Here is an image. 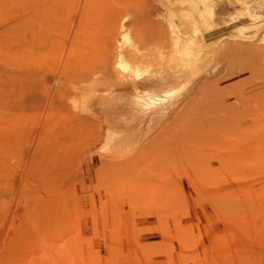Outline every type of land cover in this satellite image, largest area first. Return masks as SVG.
Instances as JSON below:
<instances>
[{"label":"rangeland","instance_id":"obj_1","mask_svg":"<svg viewBox=\"0 0 264 264\" xmlns=\"http://www.w3.org/2000/svg\"><path fill=\"white\" fill-rule=\"evenodd\" d=\"M46 1L42 16L34 0L26 2L30 8L17 0L0 6V30L14 26L0 40V244L8 235L14 241L29 236L23 249L45 241L48 264H264L260 31L248 40L231 38L235 18L225 13L232 10L216 8L211 28L219 32L202 31V48L182 59L194 39L178 37L180 21L158 17V4L147 10L135 0L136 10L132 4L123 10L115 0ZM20 6L29 9L22 14ZM111 11H120L118 35L108 22ZM149 33L166 45L150 43ZM231 42L260 49L235 50L228 60L215 54ZM127 53L133 66L121 72L115 60ZM98 61L108 70L96 69ZM19 70L29 72L24 77ZM84 72L92 76L81 81ZM38 216L49 228L28 235L42 222ZM19 250H0V257L16 254L20 264Z\"/></svg>","mask_w":264,"mask_h":264},{"label":"bare ground","instance_id":"obj_2","mask_svg":"<svg viewBox=\"0 0 264 264\" xmlns=\"http://www.w3.org/2000/svg\"><path fill=\"white\" fill-rule=\"evenodd\" d=\"M4 1V0H3ZM12 1V0H8V1H6V2H4V3H6V4H9L10 2ZM16 1V0H15ZM18 2L20 1L21 2V4H23V5H25L26 4V2H27V4H29L30 3V6H31V4L33 3V2H29V0H17ZM32 1V0H31ZM43 1L44 0H34V2L35 3H33L32 5H38V13L41 15V14H43V13H40V12H42V11H46V10H43V9H39V7H41L42 6V4H43ZM46 1V0H45ZM48 1V0H47ZM46 1V3H48ZM52 1V0H51ZM55 1H58V0H55ZM62 1V0H61ZM89 2V0H85V2ZM105 1V0H104ZM108 0H106V2H107ZM112 2L114 1V0H111ZM115 1H118V4H123V5H125V4H127L128 6H132V5H135V10H136V4L138 3V2H136L135 3V0H115ZM8 2V3H7ZM59 2V1H58ZM110 2V0L107 2V3H109ZM120 2V3H119ZM152 2H153V4L155 3V4H158L160 7H161V12L160 13H158L156 10H155V12H157V14L159 15L158 17H160V18H164V20H165V18H168V19H170V20H179L180 21V31H178V37L179 36H181V35H191L192 36V38L194 39L193 41H194V47L192 48V50L191 51H188V52H185V57H184V55H183V57L184 58H182V59H186V58H192V57H190L191 56V54L192 53H198L199 52V50L202 48V46H203V44H204V35H203V33H202V31H206V32H208V33H211L212 32V34L213 33H218L219 32V29H216V28H211L212 27V25H213V23H215V21H216V19L218 20L219 18H217V13H218V10L216 11L215 9L217 8V9H220V10H224V11H226L227 9H231L232 11L230 12L229 10H227V14L225 13V15L226 16H233V18H235L234 20H232V22H229L230 24H229V28H230V36H231V38H237V39H250V38H252V37H254L256 34H257V32L258 31H260V36H259V38H260V40L262 39V40H264V0H142V3H143V5H144V7H146L145 9H147V7L148 8H157V6H153V4H152ZM174 2H175V4H174ZM176 2L178 3V6H176L177 4H176ZM3 3V2H2ZM59 3H61V2H59ZM62 3H63V1H62ZM65 3V2H64ZM106 3V4H107ZM114 3V2H113ZM112 3V4H113ZM117 3V2H116ZM141 3V2H140ZM5 4V5H6ZM26 4V6H28ZM50 4V3H49ZM54 3H52L51 5H53ZM55 4H57V2L55 3ZM54 4V5H55ZM132 4V5H131ZM2 5V4H1ZM0 5V6H1ZM4 4H3V6H1V7H4L5 6ZM20 5V4H19ZM45 5V4H44ZM65 5V4H64ZM85 5H86V3H85ZM84 5V7L86 8V6ZM108 5V4H107ZM123 5H122V9L123 8H127V5H125L124 7H123ZM137 5H139V3L137 4ZM142 5V6H143ZM30 6H28L29 8H30ZM111 6V5H110ZM109 6V7H110ZM113 6H114V4H113ZM115 6H116V4H115ZM120 6V5H119ZM140 6H141V4H140ZM141 6V8H143ZM174 6H176V7H174ZM0 7V8H1ZM6 7H8L7 5H6ZM20 7H23V6H20ZM35 7V6H34ZM49 7V6H48ZM47 6H45V8H48ZM55 7V6H54ZM66 6H64V8H65ZM83 7V8H84ZM121 7V6H120ZM134 6H132L131 8H133ZM23 8H25V6L23 7ZM23 8H21V9H23ZM29 8H25V9H23V11L21 10H19L20 12H22V14H23V12H24V10H26V9H29ZM58 8H60V7H58ZM107 8V7H106ZM129 8V7H128ZM127 8V9H128ZM130 8V9H131ZM3 9V8H2ZM36 9H37V7H36ZM51 9H52V7H51ZM67 9V8H66ZM126 9V10H127ZM138 10L137 11H139L140 9L139 8H137ZM158 9V8H157ZM54 10V9H53ZM58 10V9H57ZM61 10H62V6H61ZM81 10V9H80ZM83 10V9H82ZM87 10V9H86ZM121 10V9H120ZM124 10V9H123ZM122 10V11H123ZM133 10V9H132ZM147 10H149V9H147ZM220 10H219V14H220ZM29 11V10H28ZM84 11V10H83ZM116 11V10H115ZM142 11H143V9H142ZM151 11L152 10H150V13L149 14H151ZM154 11V10H153ZM224 11H223V13H224ZM229 11V12H228ZM19 12V13H20ZM31 12V11H30ZM36 12V11H35ZM48 12V10L46 11V13ZM54 12H55V10H54ZM63 12H64V10H63ZM85 12V11H84ZM87 12V11H86ZM112 12V11H111ZM120 12V11H119ZM119 12H118V14H119ZM128 12V11H127ZM149 11H147V13H148ZM19 13L17 14V15H19ZM28 12H26V14H27ZM83 13V12H82ZM113 13V12H112ZM111 13V14H112ZM116 13V12H115ZM115 13H113L112 15H111V17H110V20H109V17H107V20H109L108 22L110 23L111 22V26H114V28L113 27H111L110 25H108V27L110 26L111 28H113V29H115V31H114V34H117V32H119L120 31V29L122 28V24H121V22H119L121 19H120V14L118 15L117 13L115 14ZM123 13V12H122ZM124 13H126V12H124ZM144 13V12H143ZM146 13V12H145ZM146 13V14H147ZM3 14H4V9H3ZM3 14L1 15V17H3ZM10 14V13H9ZM8 14V15H9ZM22 14L20 13V15L22 16ZM48 14V13H47ZM51 14V13H50ZM50 14H49V17H50ZM80 14V13H79ZM86 13H84V15H85ZM106 14H107V12H106ZM110 14V13H109ZM155 14V13H154ZM157 14H156V16H157ZM11 15V14H10ZM16 15V16H17ZM32 16H37V15H35V14H31ZM40 15H38L39 17H40ZM44 15H45V12H44ZM56 15H58V14H55L54 16L56 17ZM80 15H82V14H80ZM96 15V14H95ZM131 15V14H130ZM222 15H224V14H221V15H218V16H222ZM224 15V16H225ZM24 16H25V14H24ZM28 16H29V14H28ZM42 16V15H41ZM83 16V15H82ZM108 16H110V15H108ZM144 16H145V14H144ZM143 16V17H144ZM148 16H151L152 17V15H148ZM154 16V15H153ZM18 17V16H17ZM20 17V16H19ZM19 17H18V20H19ZM55 17H54V19H55ZM58 17V16H57ZM57 17H56V19L55 20H57ZM81 17V16H80ZM79 17V18H80ZM93 17V16H92ZM97 17H99V16H97ZM104 17V16H103ZM147 17V16H146ZM6 18V17H5ZM30 18V17H29ZM34 18V17H33ZM48 18V17H47ZM86 18V17H85ZM101 18V17H100ZM106 18V17H105ZM1 19H3V18H0V20ZM8 19V18H7ZM7 19H6V21H7ZM31 19V18H30ZM39 19V18H38ZM53 19V18H52ZM99 19V18H98ZM124 19V17L122 18V20ZM139 19V18H138ZM156 19V18H155ZM4 20V19H3ZM3 20H1L2 22H3V24H4V22H5V20L3 21ZM21 20V19H20ZM34 20V19H33ZM32 20V21H33ZM37 20V19H36ZM46 20V19H45ZM60 20H62V19H58V21H60ZM125 20V19H124ZM123 20V21H124ZM143 20V19H142ZM151 20H153V19H151ZM167 20V19H166ZM23 21H24V19H23ZM22 21V22H23ZM31 21V20H30ZM41 21V20H40ZM39 21V22H40ZM48 21V20H47ZM10 22V21H9ZM21 22V21H20ZM46 22V21H45ZM50 22V21H49ZM55 22V21H54ZM6 23H7V26H6ZM5 23V29H7L9 26H10V24H8V22H6ZM24 23V22H23ZM23 23H21L22 25H23ZM29 23V22H28ZM31 23V22H30ZM35 23V22H34ZM57 23V22H56ZM108 23V24H109ZM135 23V22H134ZM137 23V22H136ZM136 23H135V25H136ZM140 23V22H139ZM3 24H1L0 23V25H3ZM25 24V23H24ZM32 24H33V22H32ZM132 24V23H131ZM138 24V23H137ZM9 25V26H8ZM21 25V26H22ZM36 25V24H35ZM11 26H12V24H11ZM17 26V25H16ZM24 26V25H23ZM23 26L22 27H20V30H21V28H23ZM36 26H38V25H36ZM36 26H34V27H36ZM42 26V25H41ZM47 26H48V24H47ZM46 26V27H47ZM52 26H54V25H52ZM3 27V26H2ZM14 27V26H13ZM13 27L11 28V31H13L12 29H13ZM26 27V26H25ZM29 27H30V25H29ZM48 27H51V26H48ZM150 27H151V25H150ZM179 27V26H178ZM16 28V27H15ZM33 28V27H32ZM31 28V29H32ZM36 28H38V27H36ZM35 28V29H36ZM53 28V27H52ZM1 29H4V28H1ZM26 29H28L27 27H26ZM31 29H29V30H31ZM34 29V28H33ZM32 29V30H33ZM43 29V28H42ZM222 29V28H221ZM46 30V29H45ZM50 30V29H49ZM108 30H111V29H108ZM149 30V29H148ZM217 30H218V32H217ZM224 30V29H223ZM3 31V30H2ZM1 30H0V40L5 36V34L7 35L9 32H11L10 31V27H9V32L8 31H6V30H4L3 32H2ZM7 32V33H4V32ZM23 31H27V30H25V29H23ZM35 31V30H34ZM113 31V30H112ZM137 31V30H136ZM154 31H156V30H153V32ZM157 31H158V29H157ZM161 31V30H160ZM160 31H158L157 33H159ZM17 32V31H16ZM28 32V31H27ZM26 32V33H27ZM111 32V31H110ZM150 32V31H149ZM162 32V34H164L163 33V31H161ZM180 32V33H179ZM221 32V31H220ZM4 33V34H3ZM155 33V35H156V32H154ZM225 33V32H224ZM223 33V37H225V34ZM21 34V33H20ZM24 34V33H23ZM32 34H34V32H32L31 33V35L30 36H33V38H35L34 37V35H32ZM108 34V33H107ZM119 34H122L121 32L119 33ZM124 34V33H123ZM134 34H135V32H134ZM148 34V33H147ZM146 34V35H147ZM160 34V33H159ZM159 34L157 35L158 37H156L153 33L152 34H150L149 33V41H150V43L152 42V43H154V45L155 44H158V43H161L162 42V44L163 45H166V41H164V39L162 40V37H161V40H160V37H159ZM161 34V35H162ZM4 35V36H3ZM8 35H10V33L8 34ZM26 35V34H25ZM29 35V32H28V34H27V36ZM38 35V34H37ZM110 35H113L112 33H110ZM109 35V36H110ZM118 35V34H117ZM125 35V34H124ZM123 35V36H124ZM227 35H228V33H227ZM226 35V36H227ZM24 36V35H23ZM115 36V35H114ZM162 36H167V35H162ZM6 37V36H5ZM4 37V38H5ZM221 37V36H220ZM228 37H229V35H228ZM21 38H24L25 39V41H23L22 40V43L23 42H26V37H22L21 36ZM32 38V37H31ZM32 38V39H33ZM116 38V37H115ZM154 38H159V39H154ZM230 38V37H229ZM7 39V38H6ZM19 39V38H18ZM27 39H28V37H27ZM138 39V38H137ZM114 40V39H113ZM166 40V39H165ZM234 40V39H233ZM4 41V39H2L1 40V42H3ZM8 41V40H7ZM7 41L6 42H4V43H7ZM32 41V40H31ZM161 41V42H160ZM164 41V42H163ZM169 41V40H168ZM126 42V41H125ZM236 42V41H235ZM3 43V44H4ZM38 43V42H37ZM107 43V42H106ZM109 43V42H108ZM149 43V42H148ZM232 43V42H231ZM239 43H241V42H239ZM239 43H235L234 44V42L232 43V44H227V45H225V46H223V47H220L219 49H216L215 50V54L218 56V57H222V58H226L227 59V57L226 56H228V55H233V51H239V49L240 50H243V51H240L241 53L242 52H245L244 51V49L246 50L247 48H249V46H250V48H251V50H253L254 48L256 49V47H259V46H256V45H254L253 43H249L248 45H247V43L246 44H239ZM2 44V43H1ZM10 44H13L12 42H10ZM15 44V43H14ZM17 44V43H16ZM19 44H21V42L19 41ZM24 44V43H23ZM135 44H136V42H135ZM170 45H171V43H169ZM8 45H9V42H8ZM162 45V46H163ZM10 46V45H9ZM138 46V45H137ZM254 46V47H253ZM11 47V46H10ZM136 48V47H135ZM242 48V49H241ZM250 48H249V50H250ZM253 48V49H252ZM263 48V51H264V46L262 47ZM261 48V49H262ZM17 50H19V48H16ZM259 49H260V47H259ZM33 50V49H32ZM249 50H248V52H249ZM250 50V51H251ZM258 50V49H257ZM25 52H26V50H25ZM255 52V51H254ZM257 52V51H256ZM258 52H260V51H258ZM257 52V53H258ZM262 52V51H261ZM29 53V52H28ZM231 53V54H230ZM5 55H6V53H4ZM7 55H9L8 53H7ZM29 55V54H28ZM131 53H130V55H128V53L127 54H124V55H120L119 54V56H117V58H116V60H115V66L118 68V69H120V71L121 70H123V71H126V70H129L130 69V66H133L132 64H131V62H132V60L131 59H133V57H131ZM156 56L157 55V53H153L152 54V56ZM231 55V56H232ZM235 55V54H234ZM251 55V54H250ZM1 56H3L4 57V55H2L1 54ZM154 56V57H155ZM150 57V56H149ZM154 57H151L150 58V60L152 59V58H154ZM1 58V57H0ZM143 58V57H142ZM158 58V57H157ZM5 59V58H4ZM3 59V60H4ZM6 59H7V57H6ZM146 59H148V57H146ZM145 59V60H146ZM215 59H217V58H215ZM8 60V59H7ZM104 60H107V59H105L104 58ZM145 60L143 61L144 63H145ZM228 60V59H227ZM226 60V61H227ZM25 61V60H24ZM102 61H103V59H102ZM102 61H98L99 63L97 64V66L98 67H96V69L97 68H99V71L100 72H105V71H103V69L105 68H107L106 66H108V64L106 65V62L104 61V62H102ZM147 61V60H146ZM159 62H160V60H158ZM182 61V60H181ZM221 61V60H220ZM4 62V61H3ZM8 62H9V60H8ZM134 62V61H133ZM159 62H152L153 63V65H154V63H159ZM228 62H230V61H228ZM147 63V62H146ZM148 63H149V61H148ZM18 64V63H17ZM131 64V65H130ZM233 64H235V63H233ZM10 65V64H9ZM9 65H7V66H9ZM27 67V66H26ZM93 67H95V66H93ZM164 67H165V65H164ZM10 68H12L11 66H10ZM39 68V67H38ZM131 68H133V67H131ZM171 68H172V66H171ZM28 69V68H27ZM26 69V70H27ZM30 69V68H29ZM65 69V68H64ZM93 69H95V68H93ZM95 69V71L94 70H91V72L92 71H94L95 73L98 71V70H96ZM100 69H102V70H100ZM167 69V68H166ZM24 70V69H23ZM33 70V69H32ZM36 70V69H35ZM107 70H108V68H107ZM115 70H117V69H115ZM168 70H170V69H168ZM19 71H22V70H19ZM18 71V73L20 74V72ZM29 72V71H28ZM28 72L27 71H22V74L24 75V77L28 74ZM122 72V71H121ZM61 73V72H60ZM63 73V72H62ZM179 73V72H178ZM64 74V73H63ZM72 74V73H71ZM181 74V73H180ZM66 75V74H65ZM82 75V74H81ZM80 75V76H81ZM90 75H91V73L90 72H84L83 73V75L81 76V78H80V80L82 81V80H87L88 79V77H90ZM2 76V75H1ZM0 76V77H1ZM77 76V75H76ZM92 76V75H91ZM60 77H62V76H60ZM78 77V76H77ZM71 78V77H70ZM79 78V77H78ZM73 79H74V77H73ZM70 80V79H69ZM77 80V78L75 77V81ZM79 80V79H78ZM71 81V80H70ZM73 82V81H72ZM74 83V82H73ZM143 85V84H142ZM8 88V87H7ZM61 89V88H60ZM136 89V88H135ZM59 90V89H58ZM66 90V89H65ZM2 91V90H1ZM63 91V90H62ZM3 92V91H2ZM7 92V91H6ZM56 92H57V89H56ZM65 92V91H64ZM9 94V93H8ZM56 94V93H55ZM65 94V93H64ZM68 94V93H67ZM164 94V93H163ZM69 95V94H68ZM54 96V95H53ZM1 97V96H0ZM55 98V97H54ZM56 99V98H55ZM54 100V99H53ZM57 100V99H56ZM58 102H59V100H58ZM60 103V102H59ZM57 104V103H56ZM64 104V103H63ZM61 105H62V103H61ZM66 106V105H65ZM58 107H60L59 105H58ZM63 107V106H62ZM61 108V107H60ZM64 108V107H63ZM61 111V110H60ZM72 112V111H71ZM68 113H69V111H68ZM75 114V113H74ZM74 114L73 113H70L69 115H66V116H68L69 118H70V120L72 119V120H74V118H78V120H79V118L80 117H77V116H74ZM65 116V117H66ZM79 116V115H78ZM17 117V116H16ZM67 118V117H66ZM9 119V118H8ZM215 119V118H214ZM69 120V119H68ZM71 120V121H72ZM80 121V120H79ZM215 121V120H214ZM221 121V120H220ZM9 122V121H8ZM17 122H19L18 120H17ZM218 122V121H217ZM3 123V122H2ZM216 123V122H215ZM14 124L15 123H13V126H14ZM217 124H219V123H217ZM23 125V124H22ZM11 126V125H10ZM17 125H15L14 127H16ZM216 126V125H215ZM8 128H9V126H8ZM10 128H12V127H10ZM6 129V128H5ZM15 129V128H14ZM17 129V128H16ZM213 129V128H212ZM215 129V128H214ZM13 130V129H12ZM11 131V130H10ZM15 131H17V130H15ZM11 132V133H15V135H16V133L17 132ZM7 134V133H6ZM5 138V137H4ZM15 140V139H14ZM38 140H39V138H38ZM38 140H37V142H38ZM13 141V140H12ZM17 141V140H16ZM41 142V141H40ZM39 143V142H38ZM38 143H36L37 145H38ZM9 146V145H8ZM37 147H39V145L37 146ZM36 147V148H37ZM60 147V146H59ZM3 148V147H2ZM39 149V148H38ZM49 149V148H48ZM14 150V149H13ZM50 150V149H49ZM65 150V149H64ZM2 151V150H1ZM12 151V150H11ZM3 152V151H2ZM10 152V151H9ZM53 152V151H52ZM65 152V151H64ZM63 152V153H64ZM46 153V152H45ZM55 153V152H54ZM4 154V153H3ZM8 154V153H7ZM37 154V153H36ZM56 154V153H55ZM62 154V153H61ZM45 155V154H44ZM57 155V154H56ZM0 156H1V154H0ZM34 156V155H33ZM62 157H63V155H61ZM3 157V156H2ZM6 157V156H5ZM47 157H49V156H47ZM50 157H52V156H50ZM54 157V156H53ZM57 157V156H56ZM70 157V156H69ZM42 158V157H41ZM59 158V157H58ZM73 158V157H72ZM8 159V158H7ZM34 159L35 158H33V160L31 159V160H29V161H31L32 163H33V165L32 166H34L35 164H34ZM45 159V158H44ZM50 159V158H49ZM42 160V159H41ZM53 160V159H52ZM2 161V160H1ZM4 161V160H3ZM2 161V162H3ZM40 161V160H39ZM58 161V160H57ZM61 161V160H60ZM55 162V161H54ZM53 162V163H54ZM4 163V162H3ZM42 163V162H41ZM48 163H49V161H48ZM47 163V164H48ZM6 164V163H5ZM3 165V164H2ZM1 165V166H2ZM29 165H31V164H29ZM28 165V166H29ZM56 165H58V163L56 164ZM6 166V165H5ZM40 166V165H39ZM48 166V165H47ZM51 166V165H50ZM54 166V165H53ZM60 166V165H59ZM7 167V166H6ZM11 167V166H10ZM9 167V168H10ZM37 167V166H36ZM30 168H32L31 166H30ZM29 168V169H30ZM38 168V167H37ZM44 168H45V166H44ZM48 168H49V166H48ZM82 168V167H81ZM11 169V168H10ZM27 169H28V167H27ZM39 169V168H38ZM1 171H2V169H0ZM4 170H5V167H4ZM31 170V169H30ZM30 170H29V172H30ZM42 170V169H41ZM53 169H51V171H52ZM55 170V169H54ZM8 171H9V169H8ZM28 171V170H27ZM32 171H34L33 169H32ZM31 171V172H32ZM44 171H48V170H44ZM44 171L42 170V172H43V174H44ZM56 171V170H55ZM54 171V172H55ZM6 173H7V176H9L8 174H9V172H7V168H6V171H5ZM41 172V173H42ZM28 173V172H27ZM39 173H40V171H39ZM48 173V172H47ZM53 173H50V174H48L49 176H52L53 177V175H52ZM27 175V174H26ZM55 175V174H54ZM1 176V175H0ZM4 176V175H3ZM40 176V175H39ZM44 176H47V174L46 175H44ZM59 176V175H58ZM6 177V176H5ZM11 177V176H10ZM51 177V179H55V177H53L52 178ZM2 178V177H1ZM0 178V179H1ZM12 178V177H11ZM37 178V177H36ZM45 178V177H44ZM7 179V178H6ZM13 179V178H12ZM40 179H41V177H40ZM50 179V178H49ZM3 180V179H2ZM37 180H38V178H37ZM48 180V179H47ZM42 181V180H41ZM62 181V180H61ZM5 182V181H4ZM56 182V181H55ZM59 182V181H58ZM1 183V182H0ZM23 183H25V182H23ZM39 184H40V182H38ZM48 183V182H47ZM28 184V183H27ZM24 185V184H23ZM47 185V184H46ZM22 186V185H21ZM1 187V186H0ZM38 187V186H37ZM37 187H36V189H37ZM25 188V187H24ZM42 188V187H41ZM52 188V187H51ZM25 190V189H24ZM49 190H50V188H49ZM23 191V190H22ZM25 192H26V190H25ZM29 192V191H28ZM81 192V191H80ZM24 193V192H23ZM22 193V194H23ZM20 194H21V192H20ZM28 194V193H27ZM69 194V193H68ZM26 195V194H25ZM36 195H37V193H36ZM32 196V195H31ZM38 196V195H37ZM21 197V196H20ZM26 197H27V195H26ZM28 197H30V195L28 196ZM18 198H19V196H18ZM18 198H17V200H18ZM21 198H23V197H21ZM31 198V197H30ZM46 199V198H45ZM16 200V201H17ZM33 200V199H32ZM40 201L41 200V202H43L44 203V199L42 198V199H40V198H38L37 199V201ZM43 200V201H42ZM7 201V200H6ZM25 201V200H24ZM31 201V200H30ZM45 201H48L49 202V204H51V206H52V204L54 203V201L53 200H50V199H46ZM57 201V200H56ZM20 202V201H19ZM36 202V201H35ZM41 202H39V203H41ZM7 203V202H6ZM46 203V205L48 204L47 202H45ZM42 205H44V204H42ZM45 205V206H46ZM49 206V205H48ZM55 205H53L52 206V208L54 209L55 207H54ZM74 206V205H73ZM25 207V206H24ZM26 208V207H25ZM30 208V207H29ZM51 208V209H52ZM22 209V208H21ZM39 209V208H38ZM58 209V208H57ZM71 209V208H70ZM73 209V208H72ZM23 210V209H22ZM29 211V210H28ZM20 212V211H19ZM44 212H46V211H44ZM55 212V211H54ZM39 213V212H38ZM69 213V212H68ZM92 213V212H91ZM46 214H47V212H46ZM52 214V213H51ZM11 216V215H10ZM26 216V215H25ZM45 215H41L40 217H44ZM47 216H48V214H47ZM53 216H54V214H53ZM58 217V216H57ZM33 218V217H32ZM36 218H39V216L38 217H36ZM41 221L42 220H45V219H47L46 218V216H45V219H41V218H39ZM55 219V218H54ZM58 219V218H57ZM25 220H27V219H25ZM24 220V221H25ZM34 220V219H33ZM32 220V221H33ZM46 221H48V220H46ZM50 221V220H49ZM13 222V221H12ZM37 222V221H36ZM38 222H39V220H38ZM45 222V221H44ZM51 222H52V220H51ZM10 223V222H9ZM32 223V222H31ZM24 224V223H23ZM33 224V223H32ZM31 224V225H32ZM35 224H37V223H35ZM34 224V225H35ZM48 223L46 222V223H43V221L41 222V223H38L36 226H31V225H29V226H31V227H29L30 228V232L29 233H27L28 235H33L34 236V233H35V231L36 230H38V228H41V230L40 231H43L42 229H47V227L49 228V225H47ZM55 224V223H54ZM53 224V225H54ZM51 225V224H50ZM52 225V226H53ZM2 226V225H1ZM57 226V225H56ZM22 227V226H21ZM55 227V226H54ZM58 227V226H57ZM1 228H3V227H1ZM8 228V227H7ZM27 228V227H26ZM53 228V227H52ZM7 230V229H6ZM49 230V229H48ZM48 230H44V231H48ZM1 231V230H0ZM10 232V231H9ZM5 233H6V231H5ZM7 233H8V231H7ZM3 235V234H2ZM6 235V234H5ZM8 235V234H7ZM6 235V236H7ZM16 235V234H15ZM37 235V234H36ZM25 236H26V234H25ZM16 237V236H15ZM39 237V236H38ZM8 238H10V239H7V240H4V241H2L1 242V244H0V250H6V252L5 251H1V252H5V253H8V252H13L12 250L13 249H15V250H17V249H19L20 247H21V249L22 250H19V251H21L20 252V254H19V252H18V255H21L22 256V259H21V257H20V260H21V262H20V264H48L47 263V254H49V251H50V248H49V243H46L45 244V241L43 242V243H41L40 241L42 240V239H40V243L39 242H37V243H39L38 245H36L35 243H33V244H35L36 246H32L31 247V245L29 244V242L27 243L28 244V246L30 245V247H27V248H25V249H23L24 248V246H23V242L25 241V242H27L28 241V238H29V236H26V239H25V237H20V239H17V240H20V241H14V239L13 238H11L9 235H8ZM43 239H45V238H43ZM48 239H50V238H48ZM23 240V241H22ZM43 241V240H42ZM32 242V241H31ZM35 242V241H34ZM26 243L24 244L25 245V247H26V245H27ZM48 245V246H47ZM62 247H63V245H62ZM2 255V254H1ZM13 255V256H12ZM10 254V256L8 257L7 255H6V257H5V255H2L3 256V259H2V257H0V260L2 259L3 260V263L0 261V264H16V262L14 263V259H13V257H15L16 258V260H17V258L18 257H16L17 255L16 254ZM45 256H46V258H45ZM19 261V259L17 260V264L19 263L18 262ZM213 261V260H212ZM208 264V263H207Z\"/></svg>","mask_w":264,"mask_h":264}]
</instances>
